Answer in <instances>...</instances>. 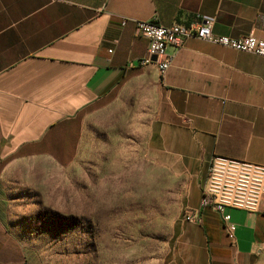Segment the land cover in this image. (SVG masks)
<instances>
[{"label":"crops","instance_id":"0c3cea01","mask_svg":"<svg viewBox=\"0 0 264 264\" xmlns=\"http://www.w3.org/2000/svg\"><path fill=\"white\" fill-rule=\"evenodd\" d=\"M152 17L264 40V0H0V264H39L4 220V181L73 163L87 114L111 99L132 101L149 150L187 181L184 211L198 206L213 156L264 165V57L188 38L166 46L160 76L139 65L147 40L135 23ZM226 212L231 234L210 207L201 223L181 219L187 259L264 264V198L257 212Z\"/></svg>","mask_w":264,"mask_h":264},{"label":"rangeland","instance_id":"374dc122","mask_svg":"<svg viewBox=\"0 0 264 264\" xmlns=\"http://www.w3.org/2000/svg\"><path fill=\"white\" fill-rule=\"evenodd\" d=\"M135 112L109 100L87 114L73 163L4 181V220L39 264H191L180 236L187 181L149 150Z\"/></svg>","mask_w":264,"mask_h":264},{"label":"built area","instance_id":"2783aa9c","mask_svg":"<svg viewBox=\"0 0 264 264\" xmlns=\"http://www.w3.org/2000/svg\"><path fill=\"white\" fill-rule=\"evenodd\" d=\"M136 27L147 40L145 55L139 59L140 66L154 65L160 76L168 69L172 56L166 46L179 47L188 38H197L234 50L253 53L264 57V40L253 33L243 37L215 35L212 22L197 20L187 25H162L156 17L136 21ZM111 51V50H110ZM152 56L156 59L153 61ZM264 198V165L222 156L211 158L207 177L202 187L198 206L186 210L182 220L201 223L203 209L210 207L222 218L225 228L231 234L235 225L230 221L227 208L257 212Z\"/></svg>","mask_w":264,"mask_h":264},{"label":"water","instance_id":"95a60500","mask_svg":"<svg viewBox=\"0 0 264 264\" xmlns=\"http://www.w3.org/2000/svg\"><path fill=\"white\" fill-rule=\"evenodd\" d=\"M156 59V57L155 56H152V60L154 61Z\"/></svg>","mask_w":264,"mask_h":264}]
</instances>
